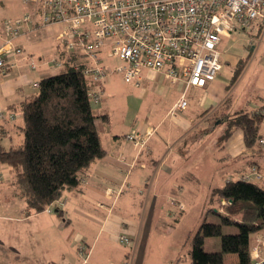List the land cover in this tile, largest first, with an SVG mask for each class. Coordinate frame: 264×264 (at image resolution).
Here are the masks:
<instances>
[{"label": "crops", "instance_id": "crops-1", "mask_svg": "<svg viewBox=\"0 0 264 264\" xmlns=\"http://www.w3.org/2000/svg\"><path fill=\"white\" fill-rule=\"evenodd\" d=\"M0 5H5L4 0H0ZM26 6L15 14L4 15L0 46L7 38L5 21L21 17L30 10ZM259 24L263 26V36L257 44H249L256 51L264 42V24ZM58 29V26L31 25L14 39V45L21 47L22 53L13 58L15 64L7 74L0 69V111L15 113V118H0V145L9 148L23 142L21 105L37 92L36 83L58 72L53 71L52 65V60L61 55ZM101 57L105 64H116L109 62L106 51ZM247 61L243 62L244 68ZM79 62L87 64L89 60ZM216 79L206 88L186 89L188 104L184 109L192 101L189 92L194 93L198 108L181 115L184 109L175 112V105L185 84H172L161 73L145 71L142 82L147 85L142 90L145 96L148 92L165 95L166 88L174 94L170 96L171 104L164 102V105L161 101L135 124L123 118L113 121V107L107 103L106 91L103 102L92 105L103 121L104 144L101 135L100 138L106 154L91 164L78 186L66 189L61 198L41 212L28 211L19 185L22 193L16 185L5 191L4 197L19 198L20 210L17 213L6 210L0 217L14 222L21 246L7 251L12 259L2 264H81L80 245L90 250L88 264H192L189 250L193 232L204 218L212 215L209 209L224 212L223 199H218L215 190L249 175L254 167L260 178L253 175L250 181L264 188V144L256 141L247 146L239 127H232L227 139L221 140L237 112L255 113L259 109L264 114V78L258 96L249 97L246 106L235 111L229 110L231 94L226 95L225 87L216 92ZM218 125L224 130L212 143L216 155L214 152L209 156L203 148L206 132L200 128L212 130ZM134 130L151 133L142 148L126 138ZM260 138H264V119ZM222 167L223 175L219 171ZM121 235L131 243L122 242ZM260 235L264 233H258L255 239ZM205 244L207 249H216L219 240L208 238ZM237 260L235 254L225 256L226 264ZM252 261L255 264L253 258Z\"/></svg>", "mask_w": 264, "mask_h": 264}, {"label": "built area", "instance_id": "built-area-1", "mask_svg": "<svg viewBox=\"0 0 264 264\" xmlns=\"http://www.w3.org/2000/svg\"><path fill=\"white\" fill-rule=\"evenodd\" d=\"M30 10L17 19H7V36L0 46V69L7 74L13 58L22 53L14 45L27 26H58L61 55L52 60L53 71L65 67L67 60L81 68L88 80L92 105L105 99L106 83L118 73L124 82L141 86L144 72L161 73L169 83L183 82L185 90L175 105L184 109L189 87L206 88L222 68L223 37L248 28L254 22L264 24V0H22ZM32 9V10H31ZM263 36V35H262ZM120 63L105 64L101 54ZM80 59L89 62L83 64ZM39 83H36L38 88ZM0 118H15V113L0 111ZM151 133L132 131L126 138L142 148ZM264 144V138L258 140ZM260 178L254 167L249 175ZM230 201L223 199V204ZM120 240L130 244L128 237ZM255 264H264V235L251 246ZM81 264H88L90 250L80 245Z\"/></svg>", "mask_w": 264, "mask_h": 264}, {"label": "trees", "instance_id": "trees-1", "mask_svg": "<svg viewBox=\"0 0 264 264\" xmlns=\"http://www.w3.org/2000/svg\"><path fill=\"white\" fill-rule=\"evenodd\" d=\"M69 58L56 74L43 77L37 92L21 105L23 142L9 148L0 145V163L11 165L15 181L24 191L29 212H41L62 197L64 191L80 184L91 164L106 154L96 126V113L88 95V80ZM242 61V62H241ZM243 70L245 60H241ZM263 113L242 110L229 121L224 141L232 127L244 132L247 146L260 139ZM227 199L224 212L209 209L191 236L192 264H226L225 256L235 254L233 264H254L251 246L264 233V188L247 180H233L214 192ZM236 228L230 231L229 228ZM219 240L216 249L206 248V239Z\"/></svg>", "mask_w": 264, "mask_h": 264}, {"label": "rangeland", "instance_id": "rangeland-1", "mask_svg": "<svg viewBox=\"0 0 264 264\" xmlns=\"http://www.w3.org/2000/svg\"><path fill=\"white\" fill-rule=\"evenodd\" d=\"M4 3L5 5H0V29L3 28L2 22L5 14H15V12L24 9L26 6L24 3L22 4L21 0H4ZM262 34L263 26L258 22H254L250 27L234 32L230 38L223 37V41L220 46L222 51V68L217 76L218 78L216 79L218 84L216 92L221 90L222 87H225L223 90H225L226 95L231 94V98L227 103L228 106H231L229 109L230 111H235L240 107H245L249 97L255 98V96L257 97L261 92L258 88L262 86V80L264 78V42L260 44L257 51L256 49L252 50L249 47V44H257L262 38ZM262 41H264V39ZM245 59H248L245 68L242 71L237 69L236 66L239 61ZM108 60L111 63H120L117 58H111ZM146 86L143 84L141 86H136L126 83L118 73H116L110 81L107 82V103L109 106L113 107L111 109L114 117L113 121L123 118L126 121L127 119H130V121H133L135 124L136 122H140L145 119V114H148L153 107L160 104L161 101L164 105V102H169L171 104L172 100L170 99V96L174 94V92L170 88H166L165 95L162 96H157L149 92L147 93V96H145L142 93V90ZM189 94V98L192 99L191 104H189V106L182 112L180 111L181 115L188 114L189 111H192L191 109L198 108L197 102L193 99L194 93L191 94V92H189ZM257 109L258 108L255 110ZM94 111L96 114H100L96 108ZM177 111L178 110L175 112ZM255 113L262 112L258 109V112ZM154 122L155 121H152V123ZM102 123L103 121L101 117L97 116L96 125L104 144L105 129ZM200 129L206 132L203 141V148H205V151L209 156H211L214 152V155H216L217 151H215L212 143H215L217 137H219L221 132L224 130V127L218 125V127L213 126L212 130H205V127ZM208 132H211V137L209 139L207 138ZM182 145L183 142L179 144L180 149L182 148ZM205 145L208 146L205 147ZM199 157L201 158V156ZM0 164V173H2V175H0V216H3L5 215L6 210L17 213L20 206L19 198H15L16 195L14 198L8 196L4 197L6 194L5 191H10L14 185H16L15 187L18 188V190L20 188L14 180V168L6 163ZM219 171L220 174L223 175V167ZM19 191L21 192V189ZM213 217L214 216L211 215L208 221L212 220ZM15 227L14 222H10L5 218L0 217V264H2V261L11 260L12 258L10 252H13V248L19 249L21 246V240L19 238L20 232L19 230H14L13 228ZM233 229L235 230L236 228H229L230 231H233ZM195 232L196 230L193 234Z\"/></svg>", "mask_w": 264, "mask_h": 264}]
</instances>
